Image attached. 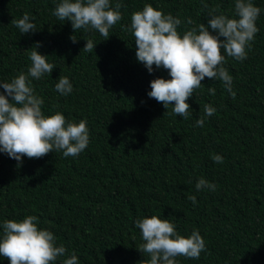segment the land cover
Masks as SVG:
<instances>
[{
	"label": "trees",
	"instance_id": "trees-1",
	"mask_svg": "<svg viewBox=\"0 0 264 264\" xmlns=\"http://www.w3.org/2000/svg\"><path fill=\"white\" fill-rule=\"evenodd\" d=\"M60 2L0 0V81L27 74L29 53L39 44L37 51L55 65L51 74L32 79L42 112H59L66 123L86 121L89 144L76 157L49 152L25 156L19 166L0 152V238L6 220L34 215L38 228L66 249L53 264L73 253L78 264H145L150 257L137 249L143 240L135 222L155 215L180 235L198 230L204 238L199 259L178 256L176 264H264V0H252L261 12L247 58L222 52L235 98L220 80L205 77L187 101L186 119L148 97L153 79L170 76L155 66L149 73L137 61L131 15L151 4L179 18L183 36L207 26L211 9L234 18L235 0H110L113 8L121 4L122 19L107 40L59 21L52 13ZM24 13L37 31L21 34L11 23ZM87 40L96 43L92 52L83 49ZM60 77L72 84L67 96L55 89ZM205 105L216 112L200 127ZM217 154L223 163L211 159ZM200 178L215 191H198ZM0 264L10 260L0 256Z\"/></svg>",
	"mask_w": 264,
	"mask_h": 264
},
{
	"label": "clouds",
	"instance_id": "clouds-1",
	"mask_svg": "<svg viewBox=\"0 0 264 264\" xmlns=\"http://www.w3.org/2000/svg\"><path fill=\"white\" fill-rule=\"evenodd\" d=\"M204 7H207L205 4ZM110 0H61L53 15L59 21H71L74 32L80 29L96 30L107 40L110 29L122 19L119 11ZM217 9H211L207 26L200 24L187 30L183 36L177 31L182 21L171 14L146 4L142 10L132 13L129 31L134 36L136 59L149 73L163 68L170 79L158 77L150 82L148 97L162 103L167 109L173 105L172 114L188 118L190 105L187 102L201 82L207 77L220 80L223 86L235 98L232 90L233 78L223 67L225 55L238 61L247 58L248 50L255 34L259 31L256 20L261 9L252 0H235V17L216 15ZM11 23L21 34L37 31L28 13L22 18L12 19ZM187 23H193L188 18ZM211 30V31H210ZM70 39L77 42L73 34ZM96 43L87 40L83 49L92 52ZM36 50L29 53L31 66L27 74L21 73L10 82L0 81L4 92L0 93V152L22 164V158H41L49 152H62L64 157H76L89 144L87 123H66L63 114L57 112L45 115L42 112L43 99L35 94L32 79L40 80L45 74H51L54 64L49 63L46 55ZM31 78V79H30ZM55 89L64 96L73 91L68 77H60ZM211 95L215 89L209 87ZM10 98V99H9ZM216 109L204 106V116L196 121L203 127L204 118L211 117ZM215 163H223L221 155H213ZM196 189L208 188L215 191L216 185L200 178ZM196 203V196H189ZM38 218L28 215L22 220H6L3 223V236L0 238V256L10 260V264H53L65 254L63 245L57 247L52 232L37 226ZM135 226L140 230L143 243L137 249L150 259L145 264H176V257L199 259L206 245L198 230L185 237L177 233L173 223L158 216L137 219ZM63 264H78L73 253Z\"/></svg>",
	"mask_w": 264,
	"mask_h": 264
}]
</instances>
